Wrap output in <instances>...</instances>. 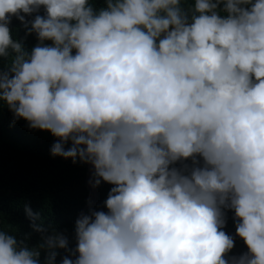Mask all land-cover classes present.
Listing matches in <instances>:
<instances>
[{
	"label": "clouds",
	"instance_id": "clouds-1",
	"mask_svg": "<svg viewBox=\"0 0 264 264\" xmlns=\"http://www.w3.org/2000/svg\"><path fill=\"white\" fill-rule=\"evenodd\" d=\"M182 2L0 0V107L94 170L75 248L26 205L40 243L0 227V264H264V0ZM102 182L107 211L82 214Z\"/></svg>",
	"mask_w": 264,
	"mask_h": 264
},
{
	"label": "trees",
	"instance_id": "trees-1",
	"mask_svg": "<svg viewBox=\"0 0 264 264\" xmlns=\"http://www.w3.org/2000/svg\"><path fill=\"white\" fill-rule=\"evenodd\" d=\"M94 9L105 7L104 0H90ZM194 0H183L182 7H192ZM44 15L43 8L32 16ZM12 38L21 42L28 52L38 43L35 33L27 34L20 20L12 18L9 24ZM45 43L51 44V41ZM14 54L0 59V69L7 70ZM57 138L48 131L32 129L24 119H15L6 106L0 107V227L9 234L23 239L30 247L40 243V235L33 231L31 221L25 213L29 206L39 214L37 224L62 231L69 238V248H75V221L87 200L84 184L86 164L77 160L53 156L51 149ZM71 146L69 142L66 149ZM93 174V173H92ZM92 180V175H91ZM113 187L102 182L95 188L96 197L91 209L107 211L104 201ZM234 212L226 210V226L222 229L235 239V246L228 257L240 256L247 252L243 240L235 234ZM69 255L63 249L57 250L55 264H61ZM46 253L41 251L40 261ZM74 259V257H72Z\"/></svg>",
	"mask_w": 264,
	"mask_h": 264
},
{
	"label": "water",
	"instance_id": "water-1",
	"mask_svg": "<svg viewBox=\"0 0 264 264\" xmlns=\"http://www.w3.org/2000/svg\"><path fill=\"white\" fill-rule=\"evenodd\" d=\"M87 165H88V168L86 170L85 179H84L85 180V184H87V181L89 180L91 173L94 171L90 164H87ZM87 188H88V186H87ZM93 199H94V189L91 188L89 190V201L86 204V206L84 207V209L87 208L88 206H90V204L92 203ZM79 217H80V215L78 216V218Z\"/></svg>",
	"mask_w": 264,
	"mask_h": 264
}]
</instances>
